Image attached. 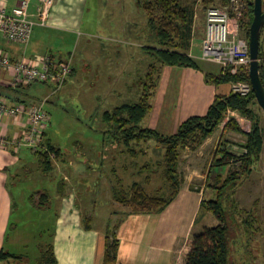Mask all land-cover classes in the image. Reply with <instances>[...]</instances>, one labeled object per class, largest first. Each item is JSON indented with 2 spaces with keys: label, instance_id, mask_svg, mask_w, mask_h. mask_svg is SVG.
<instances>
[{
  "label": "rangeland",
  "instance_id": "rangeland-1",
  "mask_svg": "<svg viewBox=\"0 0 264 264\" xmlns=\"http://www.w3.org/2000/svg\"><path fill=\"white\" fill-rule=\"evenodd\" d=\"M184 2L194 8L192 43L188 52L190 57L192 50L196 48L194 42L199 40L196 39L198 30L200 32L205 29L206 11L211 6L227 8L231 14V26L246 38L245 30L240 27V20L245 11L242 10L241 4H233V0H229L227 5H224L222 0H215L210 4H205L204 0ZM84 22L87 35L81 38L73 50L63 53V56L67 57L65 60L73 57L74 69L65 86L56 94H53L54 87L50 89L41 83L32 85L27 90L34 99H41L40 101L50 97L45 105L50 116L47 138L62 151L61 158H56L55 161L64 162L66 159L68 163L73 162V170L76 172L79 169L81 173L78 175V208L87 213V218L93 220V226L97 229L104 230L107 225L119 229L125 221L123 217L131 213L132 207L115 201L111 194L114 187L122 186L127 190L134 182H139L149 194L164 198L169 197L170 188L163 176V146L155 140L148 143L143 141L137 144L135 149L146 153H140L136 159L131 157L127 148L118 143V138L122 137L119 129L105 122V113L124 104L137 103L143 95L145 81L156 85L158 81L162 83L170 78L177 79L188 75L174 74L173 69L162 65L158 60L154 49L164 47L160 45L155 31L149 28L147 16L138 6L137 0H89ZM263 42L264 34L262 44ZM151 73L152 79H148ZM195 74L199 76V73ZM214 74L217 75L218 72L216 74L215 71ZM2 78L0 74V82L6 84ZM128 87L131 90H127ZM254 110L264 136V111L259 105H256ZM233 117L230 112L226 122L215 134L213 140L216 142V150L213 149V153L210 152L208 158L199 163V166H195L191 172L200 170L206 173L210 168L212 170L210 164H213V157L218 148L247 143L250 134L225 129L226 123ZM148 118L147 116L140 124L141 128L149 125ZM249 118L254 128L255 121ZM239 126L241 128L240 124ZM131 147L134 149V144ZM241 152L242 150L233 149L235 156H240ZM239 158L241 157H236L228 167L221 170L216 168L221 173V184L232 172L237 173L238 177L242 176L243 166ZM38 170L36 168L33 174L28 173L20 179L12 175L10 181L16 203L10 238H22V244L17 247V251L26 255L16 264H44L48 251L53 247L55 219L58 216L56 203L52 207L44 208L39 207L38 202L40 191L45 190L54 195L57 191L56 179L61 184L64 176H61L62 172L51 171L46 175ZM188 172L190 178L192 175L190 170ZM212 175L213 180L216 179L217 182L216 171H213ZM147 177L149 182L145 181ZM203 183L196 179L184 181L183 186L187 185L192 193L183 194L165 211L162 232L172 228L183 240L191 235L192 241L202 233L203 229L198 231L207 220L202 215L199 218L198 207H201L203 200L216 198L212 190L207 191V188L202 196L193 193L198 192L195 188L201 190ZM234 197L242 208L254 209L259 218L256 227L261 228V231L253 240L248 254L245 239L237 238L234 232L236 240H233L230 264H264V145L259 162L253 166L252 172L238 180ZM88 200L91 202V213L85 206Z\"/></svg>",
  "mask_w": 264,
  "mask_h": 264
},
{
  "label": "crops",
  "instance_id": "crops-1",
  "mask_svg": "<svg viewBox=\"0 0 264 264\" xmlns=\"http://www.w3.org/2000/svg\"><path fill=\"white\" fill-rule=\"evenodd\" d=\"M20 1L0 0V3L5 4L8 8H13ZM36 4L37 0H34L30 8L32 13L35 12ZM88 5L89 0H56L49 24L47 26L36 25L28 43H13L0 34V49L15 61L21 59L37 61L45 56H51L55 61H65L67 57H64L63 53L67 50H73L74 46L80 43L81 38L87 35V32L84 31V20ZM202 30L197 32L196 39L199 38V40L194 42L196 48L192 50L191 56L196 61L198 68L166 65L173 69L172 72L174 74L181 73V75L185 74L188 76H181L177 79L170 78L162 83L158 81L151 98L152 109L148 114L149 125L144 129H151L162 135H173L191 117L206 115L218 96L231 93V85L225 86L223 83H215V77L220 75V66L202 58L201 45L205 36V29ZM215 71L216 74L218 72L217 75L214 74ZM195 73H199V76ZM0 74L6 82L12 80L6 73L1 72ZM44 86L50 89L53 87L52 85ZM27 89V87L18 89V92L15 95L13 94L15 99H12L11 104L14 105L13 103H16V97L20 98V100H26L28 104L39 103L41 99H34V96ZM23 123V118L15 119L13 117L0 116V133H5L12 139L23 131ZM214 137L215 135L207 139L196 151H185L180 163V174L185 181L196 179L204 182L201 190L195 188L198 192H193L199 193L201 196L204 195L206 188L207 191L211 189L208 187L211 168L206 173L200 170L191 172V170L206 160L210 152L213 153V149L216 150ZM145 153L144 151L142 154ZM52 163L53 169L51 171L55 173L62 172L61 176H64L61 184L56 179L57 191L54 195H50L46 191L48 199L44 206V208H49L56 203L55 208L58 210V216L55 219L56 231L53 239L58 262L59 264H83V262H87V264L88 262L89 264H102L105 237L109 226L107 225L104 230L101 228L97 229V227L93 226V220L90 217L87 218V213L82 212L78 208V175L81 173H79V169L76 172L73 170L71 166L74 165L73 162L68 163L64 159V162L52 160ZM212 166L213 164H210V167ZM36 168L43 174L51 172L44 171L41 167L40 158L27 149L16 152L12 147L0 148V255L5 252L26 256L17 251V247L22 244V238H10V229L16 206L10 188V181L12 175L16 179H20L28 175V173L33 174L32 172ZM189 170L192 175L190 178L188 176ZM81 177H83V173ZM186 186L182 187V192L176 201L183 194L190 192V188ZM211 190L212 194H215V189ZM111 194L113 197V192ZM85 206L88 212L91 213L89 211L91 206L89 200L87 204L85 203ZM198 210H201L200 206ZM165 215L164 212L159 215L150 213L130 215L127 218V215L123 217L125 221L117 229L121 244L118 253L120 264H185L186 256L192 248V236L188 235V238L186 237L183 240L182 237H178L173 232L172 228L162 232ZM204 219L207 220V223L201 226L198 232L205 228L220 225L216 217L210 213L205 215ZM87 220L90 221L89 229ZM20 261L22 260L10 257L0 259V264H16Z\"/></svg>",
  "mask_w": 264,
  "mask_h": 264
},
{
  "label": "trees",
  "instance_id": "trees-1",
  "mask_svg": "<svg viewBox=\"0 0 264 264\" xmlns=\"http://www.w3.org/2000/svg\"><path fill=\"white\" fill-rule=\"evenodd\" d=\"M222 1L224 5L229 3V0ZM213 2L215 0H204L205 4ZM137 4L147 16L149 28L155 31L160 45L164 47L162 49H154L162 65L198 68L196 61L188 54L192 43L194 8L185 4L184 0H137ZM253 19V10L251 5H249L240 20V27L245 30L248 40ZM262 58L263 55L261 54L260 59ZM261 76L264 83L262 66ZM148 79H152V73L148 75ZM215 80L217 84L230 83L237 80L251 82L249 73L239 77L227 78H222L218 75ZM34 84L36 83H21L14 88L7 83L3 84L0 82V102L6 100L11 104L18 89L26 87L29 89ZM155 86L154 84L150 85L148 81L143 82V95L137 103L124 104L111 112L108 111L105 113L104 119L106 123L113 124L119 129L122 137L118 138V143L124 145L129 155L135 159L140 153L144 152L143 150L140 152L136 150V147L143 141L155 140L163 146V176L169 185L170 195L168 198L150 195L146 192L142 183L134 182L127 190L122 186H119V188L114 187L113 197L120 204L132 207L131 213H128L126 218L130 215L164 213L182 192L185 179L180 174L179 169L184 152L187 150H198L207 139L219 131L220 127L226 122L230 112H237L241 116L251 117L255 122L253 132L248 136L247 143L240 145L231 144V147L218 148L216 151L211 171L212 173L216 171L218 174L217 182L216 179L213 180L212 173H210L208 180V187L215 189L216 198L202 201L199 218L201 215L203 217L210 213L216 217L220 225L205 228L202 233L195 236L192 248L185 260V264H230L233 240H236L233 236L234 232L237 238L245 239V249L246 254H248L249 248L253 245V240L261 231V228L256 227V224L259 223V218L256 216L254 209L247 210L242 208L234 197L238 180L252 172L253 166L259 162L264 145L263 132L254 110V107L259 105L254 92L252 91L247 97L233 93L220 95L215 99L206 115L191 117L173 135H162L151 129H143L140 126L152 109L151 98ZM16 98L14 105H33L32 103L28 104L26 100ZM225 129L242 131L234 117L229 119ZM48 131L49 129L44 133L43 137L45 149L34 153L40 158L41 167L46 172L53 169V163L49 159L50 153L55 154L59 159L62 156V151L52 145L47 138ZM132 144L135 146L133 147L134 149L131 147ZM233 149L242 150L241 155L235 156ZM236 157H241L239 160L242 161L243 166L242 176L238 177L237 173L232 172L221 184V178H219L221 173L216 168L221 170L224 167H228ZM149 180L147 178L146 182H149ZM40 192L38 206L44 207L48 195L45 190ZM89 224L90 221L87 220L88 229ZM120 245L117 227L109 226L105 237L102 264H120L118 258ZM10 257L14 259L23 258V256L5 252L0 255V259ZM44 264H59L54 246L48 251Z\"/></svg>",
  "mask_w": 264,
  "mask_h": 264
},
{
  "label": "built area",
  "instance_id": "built-area-1",
  "mask_svg": "<svg viewBox=\"0 0 264 264\" xmlns=\"http://www.w3.org/2000/svg\"><path fill=\"white\" fill-rule=\"evenodd\" d=\"M34 0H21L18 5L8 8L0 3V34L10 42L25 44L33 35L36 25L47 26L56 0H37L35 12L30 8ZM246 8L245 0H233V4ZM231 14L227 8L211 6L205 16V36L201 45L202 58L220 66L222 78L239 77L250 73L251 52L249 40L242 37L231 26ZM0 71L6 73L12 80L7 84L13 87L21 83H44L54 87L53 94L58 93L73 73L72 59L55 61L51 56H45L37 61L26 59L12 60L0 49ZM233 94L242 97L249 96L253 87L245 80L231 81ZM50 97L41 103L26 106L11 105L6 100L0 102V116L23 118V131L10 139L5 133H0V148L12 147L16 152L28 149L36 153L42 149L44 133L49 129L50 116L45 109ZM246 134L253 132V123L249 117L232 112ZM55 154L50 153L49 159L55 160Z\"/></svg>",
  "mask_w": 264,
  "mask_h": 264
},
{
  "label": "water",
  "instance_id": "water-1",
  "mask_svg": "<svg viewBox=\"0 0 264 264\" xmlns=\"http://www.w3.org/2000/svg\"><path fill=\"white\" fill-rule=\"evenodd\" d=\"M264 27L262 0L255 2V15L250 28L249 45L251 52L250 81L259 106L264 111V83L261 76V34Z\"/></svg>",
  "mask_w": 264,
  "mask_h": 264
},
{
  "label": "flooded vegetation",
  "instance_id": "flooded-vegetation-1",
  "mask_svg": "<svg viewBox=\"0 0 264 264\" xmlns=\"http://www.w3.org/2000/svg\"><path fill=\"white\" fill-rule=\"evenodd\" d=\"M245 2H246L245 10L247 9V6L249 7V5H251V8L253 10V15H255V2H256V0H245ZM262 4H263V13H264V0H262ZM263 34H264V27H263L262 34H261V54L263 55V58L261 59V61H262L261 66L263 67V70H264V42L262 44V35Z\"/></svg>",
  "mask_w": 264,
  "mask_h": 264
}]
</instances>
